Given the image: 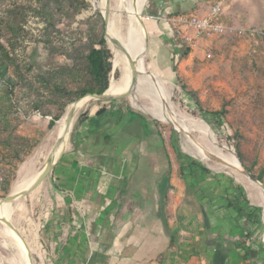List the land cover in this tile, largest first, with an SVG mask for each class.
<instances>
[{
    "label": "rangeland",
    "instance_id": "obj_1",
    "mask_svg": "<svg viewBox=\"0 0 264 264\" xmlns=\"http://www.w3.org/2000/svg\"><path fill=\"white\" fill-rule=\"evenodd\" d=\"M147 1L141 12L148 38L142 66L164 82L179 113L207 122L216 141L233 154L238 152L240 163L264 183V17L252 25H239L246 29L244 34L202 36L197 46L190 48L179 36L173 40L159 34L158 23L145 15ZM258 1L264 13V0ZM121 18L124 30L126 14ZM149 24L153 33L147 31ZM105 34L103 15L93 8L92 0H0V199L24 173L38 172L51 154L59 119L81 98V90L93 85L86 55ZM106 46L111 54L109 80L117 79L120 72L112 66L114 53L107 40ZM182 86L192 94H186ZM101 107L134 110L148 119L155 133L162 134L170 151L238 185L253 210L250 243L253 249L264 251V211L258 190L238 181L231 171L211 169L185 152L172 124L132 107L127 98L95 99L79 109L66 145L75 133L73 126L79 115ZM222 109V118L210 114ZM51 116L58 119L48 129ZM38 194L39 186L5 207L0 215L2 225L8 228L3 219H9L18 230L33 264H39L34 248Z\"/></svg>",
    "mask_w": 264,
    "mask_h": 264
},
{
    "label": "crops",
    "instance_id": "obj_2",
    "mask_svg": "<svg viewBox=\"0 0 264 264\" xmlns=\"http://www.w3.org/2000/svg\"><path fill=\"white\" fill-rule=\"evenodd\" d=\"M214 1L148 0L144 12L175 40L164 19L203 15ZM263 17L258 0H227L219 14L233 28ZM73 132L38 185L39 264H264L243 191L170 151L147 118L90 112Z\"/></svg>",
    "mask_w": 264,
    "mask_h": 264
},
{
    "label": "bare ground",
    "instance_id": "obj_3",
    "mask_svg": "<svg viewBox=\"0 0 264 264\" xmlns=\"http://www.w3.org/2000/svg\"><path fill=\"white\" fill-rule=\"evenodd\" d=\"M146 0H92L93 8L102 15H108L105 22L106 37L111 50L114 53L113 68L119 70V77L109 80V95H118L128 91L127 99L130 105L136 109L148 112L164 122L172 124L173 128L180 134L182 149L192 156L197 157L211 169H226L234 173L238 181H246L247 186L258 190L259 205L264 211V190L257 184L248 180L241 171L237 160L227 147L219 144L208 124L193 117L179 113L169 96L167 87L158 75L152 73L142 66L144 56V30L140 24L142 8ZM126 14V26L122 29L121 16ZM142 18V17H141ZM111 39L122 43L125 51L117 49ZM140 55V57H139ZM137 56L139 59H136ZM130 60L136 62L135 70L129 65ZM134 71L136 75L134 76ZM135 81L132 82V79ZM95 97L84 96L69 105L74 109V115L86 106ZM67 109V111H68ZM144 112V113H145ZM67 113V112H66ZM66 113L62 115L56 126V137L63 138L62 143L51 152L56 157L66 147V140L71 127L65 123ZM191 116V115H190ZM211 127V126H210ZM214 132V131H213ZM49 155V156H50ZM40 171V170H39ZM38 172H26L16 181L9 193H18L25 190L37 177ZM21 197L14 200L0 201V215L5 207ZM10 229H14L17 235L1 224L0 221V264H33L32 255L18 230L9 219H3ZM8 222L11 223L9 225Z\"/></svg>",
    "mask_w": 264,
    "mask_h": 264
},
{
    "label": "built area",
    "instance_id": "obj_4",
    "mask_svg": "<svg viewBox=\"0 0 264 264\" xmlns=\"http://www.w3.org/2000/svg\"><path fill=\"white\" fill-rule=\"evenodd\" d=\"M226 1L215 0L203 15L178 13L168 16L164 20L169 24L175 37L179 36L190 48L196 47L202 36L246 33L244 28H233L219 20L222 5ZM248 32L253 34V30ZM210 55V53L207 54L208 57Z\"/></svg>",
    "mask_w": 264,
    "mask_h": 264
},
{
    "label": "trees",
    "instance_id": "obj_5",
    "mask_svg": "<svg viewBox=\"0 0 264 264\" xmlns=\"http://www.w3.org/2000/svg\"><path fill=\"white\" fill-rule=\"evenodd\" d=\"M186 52H187V49L184 48L183 53L186 54ZM110 57H111L110 51L108 47L106 46V40L104 36L102 35L97 41V46H92L87 52V55H86L87 67L91 75L93 85L91 87L89 86L87 88L82 89L80 92V97L86 94H101L107 88L108 83H109L108 75L111 69ZM112 65H113V59H112ZM0 68H1V65H0ZM0 76H2V74ZM0 78L3 79V77H0ZM182 89L186 94L188 95L192 94L191 91H186L184 86H182ZM196 107H198V104H196ZM105 111H106L105 107L84 111L77 118L73 126V130L77 129V126L79 125V123L82 122L85 118H87L90 112L93 114V116H98ZM210 114H217L222 118V116L224 115V110L222 109L221 111L210 113ZM57 119H58V116H51V118L47 122V128L51 129L54 126ZM207 121L211 123L209 119ZM236 155L238 157V160H240V156L238 152H236ZM187 159H189L192 163H196V161H194L193 159L189 157H187ZM244 168L251 172V170L248 167L244 166ZM200 169L203 170L207 174L209 173L204 167H201ZM193 172H194L193 169H189V176L192 178L195 177ZM256 177L259 181H261V177L259 175H257Z\"/></svg>",
    "mask_w": 264,
    "mask_h": 264
},
{
    "label": "water",
    "instance_id": "obj_6",
    "mask_svg": "<svg viewBox=\"0 0 264 264\" xmlns=\"http://www.w3.org/2000/svg\"><path fill=\"white\" fill-rule=\"evenodd\" d=\"M107 17H108V15H105V14L103 15L104 22H106ZM139 20H140V24H141V26L143 27V30H144V51L142 53V57H143V56L146 55V52H147V49H148V38L146 36V31H145V27H144V23L142 21V18L139 17ZM173 35H174V33H173ZM174 37H175V35H174ZM105 38L107 40L106 34H105ZM110 41H112L113 45L117 49H119L121 51H125L126 50L124 48V46L122 45V43L119 42L118 40L111 39ZM107 42H108V40H107ZM139 57H140V55H139ZM139 57L137 56L136 59H139ZM129 65H130V67L132 69L135 70V66H136V62L135 61L130 60ZM135 75H136V73L134 71V76ZM133 81H135V78L132 79V82ZM108 88H109V83H108L107 88L101 94H86L85 96H92V97H95L98 100H112V99L126 98L127 95L129 94L128 91H126L125 93H121V94H118V95H109L107 93ZM73 118H74V109L69 108L67 113H66V118H65V123H66L67 127H69V126L72 127ZM62 141H63V138L57 137L51 151L54 152L55 149L58 148V146L62 143ZM62 151L63 150H61L56 157L51 156V155L48 156V158L46 159L44 165L40 169V171H39L37 177L35 178V180L25 190H22V191H20L18 193H9L5 197L1 198L0 201H9V200L11 201V200H14L17 197H21V196L25 195L26 193H28V192L32 191L33 189H35L47 177V175H49V173L51 172V170H52V168H53V166H54V164L56 162V160L60 157ZM234 156H235V158L237 160V163H238L239 167L241 168V171L246 175L248 180H250L251 182L257 184L262 190H264V183L259 181L255 175H253L250 171H248L247 169H245L242 166V164L238 160V157L236 156V154H234ZM7 223L9 225H11L10 222L7 221Z\"/></svg>",
    "mask_w": 264,
    "mask_h": 264
}]
</instances>
